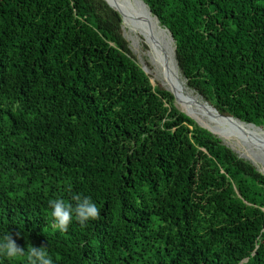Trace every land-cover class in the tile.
Listing matches in <instances>:
<instances>
[{
	"label": "trees",
	"instance_id": "obj_1",
	"mask_svg": "<svg viewBox=\"0 0 264 264\" xmlns=\"http://www.w3.org/2000/svg\"><path fill=\"white\" fill-rule=\"evenodd\" d=\"M143 1L192 98L264 127V0ZM122 25L105 0H0V238L24 249L0 264L32 246L54 264H264V173L152 84ZM74 196L98 215L61 231L48 201Z\"/></svg>",
	"mask_w": 264,
	"mask_h": 264
},
{
	"label": "bare ground",
	"instance_id": "obj_2",
	"mask_svg": "<svg viewBox=\"0 0 264 264\" xmlns=\"http://www.w3.org/2000/svg\"><path fill=\"white\" fill-rule=\"evenodd\" d=\"M112 6L116 7L123 14L124 22L128 21L132 28L138 29L144 37L145 42L150 46L151 51L158 58V62H164V56L161 54L160 45L164 41L168 44H173V39L169 31L160 26L158 20L150 12L148 6L142 0H107ZM138 35V31L133 30ZM171 64L167 66L164 74L165 86L175 95L177 102L183 111L196 118L201 124L212 129L216 134L223 135L224 132L233 133L241 137L242 133L238 129L250 128L263 132L264 129L253 124L244 123L235 118H226L220 116L205 100L200 102L192 98L191 92L186 88L183 81L179 77V68L173 57L174 48H171ZM196 100L199 104L208 107L203 108L207 112L210 119L202 120L196 116V113L191 109L187 95ZM199 96V95H198ZM196 107V106H195ZM201 111V113L203 112ZM199 115V113H198ZM204 116V115H203ZM207 116V115H206ZM201 117V116H200ZM207 119V118H206ZM237 129V130H235ZM244 134V133H243ZM264 144V143H262Z\"/></svg>",
	"mask_w": 264,
	"mask_h": 264
},
{
	"label": "rangeland",
	"instance_id": "obj_3",
	"mask_svg": "<svg viewBox=\"0 0 264 264\" xmlns=\"http://www.w3.org/2000/svg\"><path fill=\"white\" fill-rule=\"evenodd\" d=\"M122 29H123V35L129 42L130 49L136 61L142 66L143 69H145L146 73L149 75L151 79L152 84L155 87H160L169 90L165 86L164 74L166 73L165 70L167 66L171 64V60H170L172 55L171 48H174L173 57L176 62L175 43L173 42V44L171 43L168 44L165 41L161 43L160 45L161 54L164 56L165 60L163 63H160L158 62L157 60L158 58L156 57V55L152 53L150 46L145 42L143 37L134 33L133 30L137 32L138 29L132 28L129 22L128 25H126L124 21H123ZM179 77L181 81H183L185 84V81L180 71H179ZM192 92L198 96V94H196L194 91ZM198 97L199 99L203 100L202 97L200 96ZM187 99L189 100L191 109L193 108V111L196 113L197 117H199L202 120L210 119L207 112H205V110L203 111V108L201 106L205 108L208 107L202 105V103L199 104L196 100L192 99L188 95H187ZM174 104L178 109L183 110L180 107V104L177 102L175 97H174ZM201 111L203 112L201 113ZM260 128L264 129V127L261 126ZM238 130L244 133V134L242 133L241 137L235 134L233 135V133L224 132L223 135H221L222 140L235 152H237L241 157L252 161L260 171H264V144H262L264 143V133L262 131L258 132V130H254L250 128H243Z\"/></svg>",
	"mask_w": 264,
	"mask_h": 264
},
{
	"label": "clouds",
	"instance_id": "obj_4",
	"mask_svg": "<svg viewBox=\"0 0 264 264\" xmlns=\"http://www.w3.org/2000/svg\"><path fill=\"white\" fill-rule=\"evenodd\" d=\"M73 200L76 201L75 206L66 203L61 198L50 199L48 201L55 225L61 231L67 229L73 217L83 225L98 215V209L89 197L74 196ZM22 254H24V249H21L15 243L10 234L0 238V255L15 258ZM26 262L27 264H54L52 258L47 254L43 246H32L27 252Z\"/></svg>",
	"mask_w": 264,
	"mask_h": 264
},
{
	"label": "water",
	"instance_id": "obj_5",
	"mask_svg": "<svg viewBox=\"0 0 264 264\" xmlns=\"http://www.w3.org/2000/svg\"><path fill=\"white\" fill-rule=\"evenodd\" d=\"M112 8H114L115 10H117L120 14H121V16H122V18H123V14L120 12V10H118L116 7H114V6H112L107 0H105ZM143 1V0H142ZM144 2V1H143ZM145 3V2H144ZM146 4V3H145ZM147 5V4H146ZM148 6V5H147ZM149 8V7H148ZM149 10H150V8H149ZM150 12H151V10H150ZM152 13V12H151ZM157 20H158V18L156 17V16H154ZM123 21H124V18H123ZM158 22H159V20H158ZM161 26V25H160ZM162 27V26H161ZM164 28V27H163ZM164 29H166L167 31H169L167 28H164ZM170 32V31H169ZM171 34V33H170ZM171 37H172V35H171ZM172 39H173V37H172ZM173 41H174V39H173ZM144 71H145V69H144ZM146 72V71H145ZM174 95V94H173ZM174 97H175V95H174ZM206 103H208L207 101H205ZM209 104V103H208ZM210 105V104H209ZM216 112H218V110L216 109V108H214L212 105H210ZM183 111V110H182ZM183 112H185V111H183ZM187 115H189L187 112H185ZM219 113V112H218ZM220 114V113H219ZM190 117H192L199 125H201V126H203V127H205V128H207V129H209L211 132H213L214 134H216L212 129H210L209 127H207V126H205V125H203V124H201L196 118H194L193 116H191V115H189ZM220 116H222V117H226V118H234V117H232V116H227V115H222V114H220ZM235 119H237V118H235ZM239 120V119H238ZM241 121V120H240ZM243 122V121H242ZM245 123V122H244ZM247 124H249V123H247ZM254 125V124H253ZM256 126V125H255ZM216 135H218V134H216ZM220 138H221V136L220 135H218ZM226 144V143H225ZM263 173H264V171H262Z\"/></svg>",
	"mask_w": 264,
	"mask_h": 264
}]
</instances>
